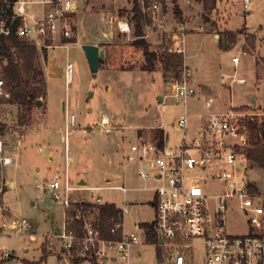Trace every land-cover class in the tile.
Listing matches in <instances>:
<instances>
[{
    "label": "rangeland",
    "instance_id": "1",
    "mask_svg": "<svg viewBox=\"0 0 264 264\" xmlns=\"http://www.w3.org/2000/svg\"><path fill=\"white\" fill-rule=\"evenodd\" d=\"M158 1L162 3L160 12L161 15L164 14L166 26L171 27L170 30L178 31L181 27H186L184 32L187 52L184 56L183 70L186 69V62L192 71V82L196 90V95L189 99L186 108L175 100H168L167 108L163 111L159 110V105L164 102V99L160 102L159 98H164L169 93L167 83L171 78L165 79L163 65L160 63L156 64L154 72L142 69L145 66L143 51L133 46L136 41L134 9L140 5L143 10L142 0H80L81 10L72 18L74 40L66 43V39L57 38L56 41L50 42L51 47L47 48L37 45L46 81V94L39 99L41 105L34 108L22 125L19 124L18 107L0 104L2 133L7 134H4L5 138L3 134L0 136L3 137L6 151L13 149L21 135H26V132L44 125L43 116L47 106L50 123L55 128L64 129L67 109L69 114L76 116L78 129L70 136L68 142L70 155L74 158L75 149L87 147L89 136L101 138L102 145L108 146L104 148L102 163L108 167L122 166L119 174L123 178L119 180L115 176L108 184L103 175H98L94 183H89L85 187L125 184L129 188L138 190H131L125 196L120 191L85 190L73 192L71 197L76 203L90 202L93 197H101L103 201L121 207L126 199L128 212L124 216V222L127 231L135 230V226L142 223L150 224L155 218L152 205L154 192L151 189L156 181L142 180L137 172L143 166L137 161L130 162L125 158L128 148L136 141V138L147 141L156 140L155 132L159 129L157 126L161 125L165 133V147L178 149L184 138L197 137L200 128L205 126L209 115L207 102L210 98L215 99L216 104L225 106L226 109L241 107L237 109L264 113V56H261L264 55L263 49L259 50L261 55L257 56L254 45L255 56H252L245 51V47L243 50L241 40L231 47H222L220 40H224L226 44L227 40L230 41V37L219 29L227 18L225 11H229L230 19L225 27L231 31L240 28L238 31L243 34H239L238 39L242 37L246 39L248 35H251L243 25L254 29L259 36L264 37V0H252L247 9H244V3L241 0V3H235L231 10L224 11L216 7L211 12H206L203 4L197 0H176L175 3L173 0ZM176 5L182 12V21H179L174 14ZM185 5L188 9L186 8L184 13L181 6ZM30 9L37 15L42 12L41 6L33 5ZM147 15L152 20V25H155L153 19L160 16L158 13L153 16L152 12ZM121 20L130 24L134 32L131 38L120 32L118 23ZM206 32L219 36L215 39ZM156 35L158 38L151 34L146 41L150 45V50L159 53L163 36L160 33ZM86 44L103 48L96 76L91 73L83 50ZM234 57L239 60L236 64L233 62ZM256 57L259 61L258 67ZM67 63L73 65L72 80L69 85L66 84L65 79ZM238 79L244 80V83H238ZM186 111L189 113L188 130H178L175 124ZM104 113L109 118L117 116L118 119L112 121L110 128L107 129H103L100 125ZM197 114L202 116H194ZM86 126L90 129L88 131L87 128V132L83 133ZM63 137L62 133L54 134L51 145L58 154L64 155ZM248 164L247 180L264 193V171L251 161ZM75 167L73 163L70 165L72 170ZM2 171L8 186L9 179L14 174V168L7 166L3 167ZM35 179L39 182L36 183ZM46 188L41 178L30 177L16 190L5 191L2 195L0 228L2 229V216L6 214L4 212L6 206L9 212H14L17 217L25 219L29 224V227H24L18 234L15 231L2 229L0 255L5 251H13L15 257L19 259L13 263L8 261L7 264H21L23 257L32 256V251L27 252L24 249L27 242L32 248L36 246L30 242L29 235L26 233L30 229L34 230L39 240L43 239V235L48 233L52 235L60 229L64 208L59 202H54L52 207L45 204L44 199L49 192L45 190ZM74 201L73 206L76 208ZM238 219L234 216L228 217L231 226H234ZM194 245L197 248L193 255L196 264H202L203 243L196 241ZM46 251L51 252L48 249ZM138 254L134 264H159L154 246L143 244L139 247ZM40 264H60V262L54 253H50L47 262Z\"/></svg>",
    "mask_w": 264,
    "mask_h": 264
},
{
    "label": "built area",
    "instance_id": "2",
    "mask_svg": "<svg viewBox=\"0 0 264 264\" xmlns=\"http://www.w3.org/2000/svg\"><path fill=\"white\" fill-rule=\"evenodd\" d=\"M251 1L243 0L244 9ZM4 4L20 19L18 36L38 46L47 48L51 47L48 43L57 38L75 37L72 18L81 10L80 0H5ZM33 5L42 7L40 15L30 9ZM142 6L146 14L152 12L153 16L162 9L158 0H153L148 7L142 0ZM118 27L127 37L134 34L127 21L121 20ZM156 30L155 25L146 26L142 38L148 40ZM0 33L9 35L3 23ZM160 34L163 36L161 51L186 56L184 30L162 28ZM238 61L237 57L233 58L235 64ZM72 70L73 65L67 63V85L72 80ZM237 82L244 83V80ZM167 85L169 93L159 105L161 111L167 108L168 100H175L186 108L189 99L196 95L187 69L183 70L181 79L171 78ZM8 98L7 84L0 70V100ZM188 118L187 113L180 116L175 127L187 131ZM251 122L256 123L260 144L264 145V113L232 108L209 116L198 136L184 138L178 149L160 148L157 140H143L131 146L126 159L144 164L138 176L142 180L156 181L151 189L155 218L150 224L154 225L158 237L152 245L161 256L159 264H196L193 256L196 241L204 246L202 264H264V193L247 180L250 160L246 150L250 147ZM100 125L103 129L110 128V119L103 116ZM77 129V118L67 109L64 129L67 163L70 161L69 138ZM86 132L87 128L83 130ZM3 150L0 141V161L8 165L11 159L1 157ZM85 190H118L125 196L133 189L73 186L69 177L64 183L50 182L49 197L62 204L64 213L61 230L45 237L47 249L67 255L66 264H133L135 250L149 243L145 229L126 230L127 200L119 207L118 221L112 219L110 233L113 237L106 238L98 209L107 203L101 197H93L80 208L73 206L71 194ZM233 216L239 219L231 226L228 217ZM26 225V220L16 222L14 231L19 233ZM3 256L8 259L15 253L6 251Z\"/></svg>",
    "mask_w": 264,
    "mask_h": 264
},
{
    "label": "crops",
    "instance_id": "3",
    "mask_svg": "<svg viewBox=\"0 0 264 264\" xmlns=\"http://www.w3.org/2000/svg\"><path fill=\"white\" fill-rule=\"evenodd\" d=\"M239 2L241 3V0H218L217 9L224 10V11L225 10H231V7L235 3H239ZM181 8L183 9V12H184L186 10V8L188 9V6L187 5H185L184 7L181 6ZM158 14L160 16H158V18L153 19V20H155L154 23H155V26L157 27V33L156 34H159L162 31V28L165 29L166 31H172V29L170 30L171 27L166 26V21H165L166 19H165L164 14L161 15V12H158ZM224 14L227 18L225 19L224 23L222 24V27L221 28L219 27L220 31H222V32H236V31H238L240 28L235 30V31H231L225 27V24H227V21L230 19L229 11L228 12L225 11ZM207 23L210 24V22H207ZM243 26H245L247 28V32L249 34L256 37V39L254 37V39H255L254 45L256 46V51H257L256 55L257 56L261 55V51H259V50L262 48L264 51V37L259 36L257 34L258 32L255 31L254 29H250L246 25H243ZM180 29L186 30V27H181ZM199 31H201V30H199ZM156 34L152 33V35L154 37L158 38L157 37L158 35H156ZM206 34L213 36L215 39H217V36H219V35L210 34L209 32H206ZM158 40L160 41V39H158ZM240 40L243 41V50H244L245 46H247L249 48V46L247 45V39L242 37L241 39H238L237 42ZM227 44H225V45H227ZM249 50L252 51L251 49H249ZM247 53H249L252 56H255V50L252 51L253 54L251 52H247ZM261 56H264V55H261ZM258 62L259 61L257 60V57H256V66L257 67L259 66ZM185 67L187 70H189L190 74L192 75V71L190 70V67L186 64V62H185ZM47 78H48V74H47ZM207 94H208V91H207ZM162 99H163V97H162ZM208 100H209V102H213L214 105H213V103L209 104V102H207V104H208L207 108H208V114L209 115L207 116L206 120L212 114L224 113V112H226L232 108H234V109L241 108V107H230V108L226 109L225 106H222L220 104H216L215 99L210 98ZM160 102H162V100ZM186 107H187V105H186ZM242 107H245V106H242ZM48 111L49 110H48V106H47L45 109V114L43 116L44 125L41 127H38V128H34L33 130H31L29 132H26V135H21L20 138H18L16 140V142H15L16 144H14L12 150L6 151V146H5L4 141L2 139L4 137V134H6V133H4V132L2 133V131L0 130V134H3V137L0 136V141L3 142V146H4L3 154L1 155V157L11 159V163L8 165H5L0 161V165H1L0 199H1L2 195L5 193V191L8 192V191L16 190V188L18 186H20L21 184H25V182L30 177L41 178L42 181L44 182V185L47 187L45 190H48V191H49V183L50 182L59 181L61 183H64V181L66 180V177H69V180L73 186H81V187L88 186L89 183H94L96 181L98 175L99 176L103 175L106 178L105 181L108 184L110 182H112V179L115 176H117V179H119V180H121L123 178L122 175L119 174L120 168L122 166L116 167V166L112 165L111 167H108V166H105L104 163H102V161L104 160V158H103V153L105 151L104 148L106 149L108 146L104 147L102 145L103 140L101 138H95V137L89 136L90 140L87 144V147H85V149H79V148L75 149V151H74L75 152V155H74L75 158L72 155H70V161L67 163L65 152H64V155L58 154L53 149V147L51 145L54 134L62 133L64 135L63 140H65V132H64L65 126H64V129H62V127L61 128L53 127L50 123V120H49ZM186 113L189 115V113L187 111H186ZM259 114H263V112H260ZM194 116L200 117V116H202V114H197ZM104 117L109 118L107 114H105ZM65 118H66V115H65ZM109 119H110L111 124H112V121L118 120L117 116L110 117ZM149 127H151V126H149ZM157 127L159 129L162 128L161 125H158ZM86 128H88V131H89L90 127L86 126ZM140 128H141V126H140ZM201 128H200V130H201ZM139 141H143V139L136 138V141L134 143H132L130 145V147L128 148L127 154L130 152L131 146L138 143ZM64 143H65V141H64ZM69 154H70V150H69ZM137 162L139 164H141L142 166H144V164L142 162H140V161H137ZM72 163L76 165L74 170L70 169V165ZM7 166H13V168H14V171H13L14 174L11 175V178L9 179L8 186L6 183L7 179L4 178L5 176L3 175V171H2L3 167H7ZM137 175H138V172H137ZM35 182L38 183L39 181L35 179ZM119 186L129 188L125 184H122ZM119 186H110V187H119ZM106 187H109V186H106ZM85 188H96V187H90L89 186V187H85ZM130 189H133V191L137 190V188H130ZM108 191H118V190H108ZM153 199H154V196H153ZM44 202L48 207H52L54 205V201H52L49 197V192H48V196L44 199ZM82 202H85V201H82ZM82 202H80V203H82ZM106 203L108 205L114 204V203H109V202H106ZM153 203H154V201H153ZM153 203H152V205H153ZM114 205H116V204H114ZM116 207L119 208L120 206L116 205ZM4 212H6V214H3V216H2L3 217L2 218L3 224L1 225V227L5 231L14 232L15 223L19 222L21 220H25V219H20L19 217H17L14 212L13 213L9 212L8 206H6L4 208ZM144 224H149V223H142V224L136 225L135 230L136 229L144 230V228H143ZM25 227H29L28 222H27V225ZM61 227H62V222L60 224V229H58L54 234L59 232L61 230ZM23 228H21V229H23ZM15 233L18 234V232H16V231H15ZM26 233H28V235H29L30 242L33 244H36V246L32 248V246H30L29 242L26 243V246L24 248L25 251H27V252L32 251L33 254H32V256H30V258L23 257L21 259V261H22L21 264H40L43 262L45 263V262H47V259H48V256L50 253H54L57 256L60 264L61 263L66 264L68 262V256L67 255L60 254L57 251L56 252H50V253H48L46 251L47 247L45 249V246H46L45 245V237L48 235H51V234H49V233L47 235L45 234V235H43V239L39 240L38 237L34 234L33 229H30ZM147 245L153 246L152 243H149ZM5 252H3L2 255H0V264H7L8 261L13 263L14 261H16V259H18L15 256H14V259H10L12 257H10L8 259L4 258L3 254ZM138 252H139V247L134 252L135 257L133 260V264L135 263V259L137 258V255H139ZM11 263H9V264H11Z\"/></svg>",
    "mask_w": 264,
    "mask_h": 264
},
{
    "label": "trees",
    "instance_id": "4",
    "mask_svg": "<svg viewBox=\"0 0 264 264\" xmlns=\"http://www.w3.org/2000/svg\"><path fill=\"white\" fill-rule=\"evenodd\" d=\"M152 0H144V4L148 7ZM174 3L176 0H173ZM203 4L206 12L216 9L218 0H197ZM5 0H0V24H4L9 30V35L0 33V70L6 81L9 98L0 100V104H8L18 107L19 124L24 125L27 116L32 113L41 97L46 94V81L42 64L39 60V52L36 44L18 36L17 31L21 25L20 19L14 13L11 7L4 4ZM135 36L136 41L133 46L143 51L145 58V66L143 71L154 72L156 64L163 65L164 77L166 80L170 78L181 79L184 68V56L178 54H170L165 51L155 52L150 50L149 43L143 39L144 29L146 26L152 25V20L144 11L136 6L134 9ZM174 14L179 21H182V12L178 6H175ZM230 37V41L220 40L222 47H231L237 43L238 35L243 34L241 31L225 32ZM254 36H247V46L245 51L254 49ZM70 40V41H69ZM74 38L66 39V43H70ZM49 44V43H48ZM50 45V44H49ZM174 74V75H172ZM1 131L3 126L0 124ZM251 137L250 147L246 150L248 159L258 165L264 171V145L260 144L258 138V130L255 122L250 123ZM160 148L165 146V133L162 128L157 129L154 136ZM84 202L76 203L75 207H82ZM91 206V205H90ZM103 234L106 238H112L110 229L113 225V218L118 221L120 209L114 204H107L99 207ZM143 228L147 232L148 243H156L157 235L153 224H144ZM158 259L161 256L158 253Z\"/></svg>",
    "mask_w": 264,
    "mask_h": 264
},
{
    "label": "water",
    "instance_id": "5",
    "mask_svg": "<svg viewBox=\"0 0 264 264\" xmlns=\"http://www.w3.org/2000/svg\"><path fill=\"white\" fill-rule=\"evenodd\" d=\"M83 50L86 54L88 64L90 67L91 73L96 76L99 71V65H100V57L103 52V48L98 45H91L86 44L83 46ZM159 100L161 101L162 98L160 97ZM41 102L38 101L37 106H40ZM160 242L162 243V239L160 238Z\"/></svg>",
    "mask_w": 264,
    "mask_h": 264
},
{
    "label": "bare ground",
    "instance_id": "6",
    "mask_svg": "<svg viewBox=\"0 0 264 264\" xmlns=\"http://www.w3.org/2000/svg\"><path fill=\"white\" fill-rule=\"evenodd\" d=\"M71 81H69V83H70Z\"/></svg>",
    "mask_w": 264,
    "mask_h": 264
}]
</instances>
